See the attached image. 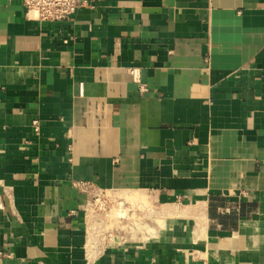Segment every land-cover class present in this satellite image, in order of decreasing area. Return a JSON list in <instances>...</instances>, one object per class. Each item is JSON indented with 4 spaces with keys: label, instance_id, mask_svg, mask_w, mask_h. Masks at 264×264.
<instances>
[{
    "label": "crops",
    "instance_id": "1",
    "mask_svg": "<svg viewBox=\"0 0 264 264\" xmlns=\"http://www.w3.org/2000/svg\"><path fill=\"white\" fill-rule=\"evenodd\" d=\"M36 17L0 0V264H264V0ZM88 188L171 212L90 252Z\"/></svg>",
    "mask_w": 264,
    "mask_h": 264
},
{
    "label": "rangeland",
    "instance_id": "2",
    "mask_svg": "<svg viewBox=\"0 0 264 264\" xmlns=\"http://www.w3.org/2000/svg\"><path fill=\"white\" fill-rule=\"evenodd\" d=\"M98 191V190H97ZM98 196L96 199H100V203L104 206L103 209H100L99 205H95L90 208L91 210V218L96 220L98 223H101V234L102 239H110L113 244L122 243L124 240H133L134 238L140 236V235H146V234H153L156 229L157 225L153 223L152 218H144L146 219V222H144L142 218V210L138 207L135 208L134 217L137 218V213H140L141 217L139 219V222L136 221V219L132 218L128 214L129 212L126 210L127 203L125 201H116L113 195L109 194L108 191L106 192H98ZM151 195V194H150ZM167 198H163L162 200H157V203L155 204V208H153V212L156 214V212H159L166 207ZM118 209L121 211L119 212ZM154 215V214H153ZM119 221L121 222V228L116 229L114 225L107 224L110 221ZM167 221V218L165 219V222ZM154 224V226H151ZM105 226H110L111 229H104ZM102 245V244H101ZM112 245V244H110Z\"/></svg>",
    "mask_w": 264,
    "mask_h": 264
},
{
    "label": "bare ground",
    "instance_id": "3",
    "mask_svg": "<svg viewBox=\"0 0 264 264\" xmlns=\"http://www.w3.org/2000/svg\"><path fill=\"white\" fill-rule=\"evenodd\" d=\"M109 194L113 195V197L115 198L116 201H125L128 202L127 203V207L126 210L129 212L128 214L131 216V219L134 218L136 219L137 222H139V219L141 217L140 213H137V218L134 217V211L136 207L140 208L142 210V220L144 222H146L147 218H152V220L154 221L155 226L158 228L161 227H165L166 222L165 219L170 215L169 211V207H166L165 209L159 212H156V214L153 212V208H155V204L157 203L158 197H155L153 195H150L146 192H130V191H126V192H116V191H108ZM190 210L193 212H197L198 208L195 207H190ZM119 212H121L118 209ZM154 214V215H153ZM146 218V219H144ZM121 222L119 221H110L107 224L110 225H114V227L116 229H120ZM101 223H98L96 220H94L93 218H91L89 220V234H88V249L90 250V252H94L96 251L100 244H102V246H106V245H110L113 244L114 242H112L110 239H102V235L101 234ZM154 226V225H151ZM104 229L108 230L111 229L110 226H105ZM156 229V230H157Z\"/></svg>",
    "mask_w": 264,
    "mask_h": 264
},
{
    "label": "built area",
    "instance_id": "4",
    "mask_svg": "<svg viewBox=\"0 0 264 264\" xmlns=\"http://www.w3.org/2000/svg\"><path fill=\"white\" fill-rule=\"evenodd\" d=\"M22 3L28 14L33 13L37 19L52 25L72 20L84 4V0H22ZM131 73L136 75V70H131ZM88 189L93 198L91 207L99 205L100 209H103L100 199H96L98 191L95 188Z\"/></svg>",
    "mask_w": 264,
    "mask_h": 264
}]
</instances>
